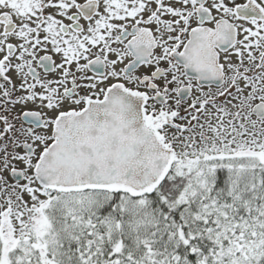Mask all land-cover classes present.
I'll return each mask as SVG.
<instances>
[{
  "label": "snow or ice",
  "instance_id": "snow-or-ice-1",
  "mask_svg": "<svg viewBox=\"0 0 264 264\" xmlns=\"http://www.w3.org/2000/svg\"><path fill=\"white\" fill-rule=\"evenodd\" d=\"M0 264H264V0H0Z\"/></svg>",
  "mask_w": 264,
  "mask_h": 264
}]
</instances>
